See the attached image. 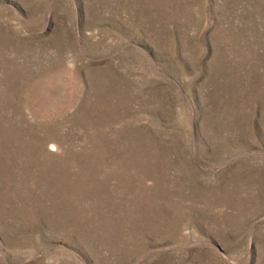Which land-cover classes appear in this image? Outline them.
I'll use <instances>...</instances> for the list:
<instances>
[{
  "label": "rangeland",
  "instance_id": "374dc122",
  "mask_svg": "<svg viewBox=\"0 0 264 264\" xmlns=\"http://www.w3.org/2000/svg\"><path fill=\"white\" fill-rule=\"evenodd\" d=\"M0 264H264V0H0Z\"/></svg>",
  "mask_w": 264,
  "mask_h": 264
}]
</instances>
